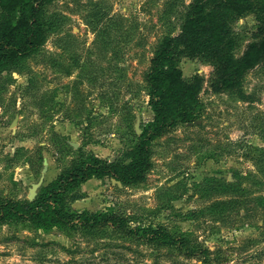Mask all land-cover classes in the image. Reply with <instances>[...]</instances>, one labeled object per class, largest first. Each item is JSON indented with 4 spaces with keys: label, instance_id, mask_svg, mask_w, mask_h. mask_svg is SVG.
<instances>
[{
    "label": "rangeland",
    "instance_id": "obj_1",
    "mask_svg": "<svg viewBox=\"0 0 264 264\" xmlns=\"http://www.w3.org/2000/svg\"><path fill=\"white\" fill-rule=\"evenodd\" d=\"M193 1L55 0L45 7L63 22L22 66L0 68V200L34 201L83 155L113 162L133 150L128 126L141 135L154 119L151 60L166 36L179 34ZM95 4L110 24L107 44L87 22ZM232 29L239 59L257 41L259 22L249 14ZM180 68L186 80H202L201 118L152 143L143 182L93 178L64 198L82 195L72 203L76 212L123 213L130 227L161 226L183 243L12 219L0 224V264H264V64L246 73L240 92L221 93L213 92L210 63L182 58Z\"/></svg>",
    "mask_w": 264,
    "mask_h": 264
},
{
    "label": "trees",
    "instance_id": "obj_2",
    "mask_svg": "<svg viewBox=\"0 0 264 264\" xmlns=\"http://www.w3.org/2000/svg\"><path fill=\"white\" fill-rule=\"evenodd\" d=\"M54 1L0 0V68L17 69L40 51L48 30L56 29L63 22L59 15L45 14V7ZM103 7L95 4L87 15V22L100 41L107 44L110 24L106 25ZM249 14L255 15L259 22L258 39L237 59L232 25ZM182 58L198 59L214 67V93L240 92L246 73L264 64V0H194L188 7L179 34L166 36L151 60L147 83L154 119L141 135L134 132L132 123L128 126L133 142H136L133 150L113 162L83 155L81 161L43 187L34 201L0 200V224L12 219H26L44 227L59 225L88 233L109 227L122 231L127 238L142 239L147 244L173 247L183 243L161 226L156 229L132 228L123 213L76 212L72 203L81 200L82 195L64 198L65 193L78 190L93 178L109 177L124 186L143 182L152 167V143L177 125L194 123L201 118L204 110L200 99L202 80L199 77L190 81L184 78L180 68Z\"/></svg>",
    "mask_w": 264,
    "mask_h": 264
},
{
    "label": "water",
    "instance_id": "obj_3",
    "mask_svg": "<svg viewBox=\"0 0 264 264\" xmlns=\"http://www.w3.org/2000/svg\"><path fill=\"white\" fill-rule=\"evenodd\" d=\"M136 131H137L138 134L141 133L139 123H137V125H136ZM44 170L46 171V168H45ZM113 182H117V183H119V185H121V182H119V181L113 180ZM38 187H39V185H35V186L33 187L32 191H31V196H30V198H31L32 200L36 198V194H37V189H38Z\"/></svg>",
    "mask_w": 264,
    "mask_h": 264
}]
</instances>
